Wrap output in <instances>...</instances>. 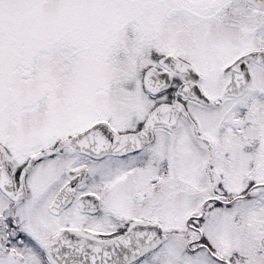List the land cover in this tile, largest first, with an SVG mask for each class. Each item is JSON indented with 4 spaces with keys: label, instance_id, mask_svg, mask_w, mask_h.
<instances>
[{
    "label": "snow or ice",
    "instance_id": "6c2138e0",
    "mask_svg": "<svg viewBox=\"0 0 264 264\" xmlns=\"http://www.w3.org/2000/svg\"><path fill=\"white\" fill-rule=\"evenodd\" d=\"M0 264H264V0H0Z\"/></svg>",
    "mask_w": 264,
    "mask_h": 264
}]
</instances>
